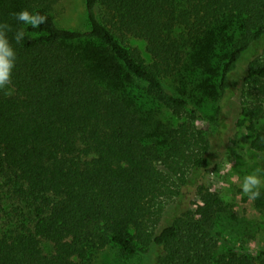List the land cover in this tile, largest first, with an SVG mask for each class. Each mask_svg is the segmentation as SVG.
<instances>
[{
    "label": "trees",
    "instance_id": "trees-1",
    "mask_svg": "<svg viewBox=\"0 0 264 264\" xmlns=\"http://www.w3.org/2000/svg\"><path fill=\"white\" fill-rule=\"evenodd\" d=\"M61 1L0 0L17 54L0 91V264L155 248L154 264H264L263 247L229 242L231 206L207 179L238 132L264 153V0H85L87 32L58 26ZM24 9L46 22L20 24ZM252 205L264 235V192Z\"/></svg>",
    "mask_w": 264,
    "mask_h": 264
},
{
    "label": "rangeland",
    "instance_id": "rangeland-1",
    "mask_svg": "<svg viewBox=\"0 0 264 264\" xmlns=\"http://www.w3.org/2000/svg\"><path fill=\"white\" fill-rule=\"evenodd\" d=\"M54 14L58 26L62 28L80 32H87L90 29L85 0H62L56 6ZM133 43L141 51L142 55L147 60H150L145 43L142 41H133ZM239 101L240 99L237 95L225 100V121L228 123L234 122V118L239 112ZM206 111L210 113L208 108ZM153 113L163 116L160 118L173 124H177L180 121L171 110L164 109L162 111L155 109ZM158 116H154L155 119L159 118ZM259 128L264 131V118L260 120ZM211 160L214 170L208 175L207 179L221 191L222 197L231 206L222 216L227 239L233 246L243 245L247 250L258 247L264 248V235L260 230L258 231L256 226L259 220L258 213L253 208L252 200L243 195L240 188L243 176L247 172L256 167H264V153L254 151L250 146V140L247 135L243 132H238L234 143L227 141L216 147ZM156 251L157 249L155 248L147 258L132 257L126 260V263H124V260L118 262L113 258V254L106 252L104 253L105 255L97 259L96 264H154Z\"/></svg>",
    "mask_w": 264,
    "mask_h": 264
},
{
    "label": "clouds",
    "instance_id": "clouds-1",
    "mask_svg": "<svg viewBox=\"0 0 264 264\" xmlns=\"http://www.w3.org/2000/svg\"><path fill=\"white\" fill-rule=\"evenodd\" d=\"M16 21L22 25L38 28L46 22L47 17L39 12L30 13L27 9L13 13ZM9 25L0 23V91L5 95L11 96L14 89L11 88L12 75L16 67L17 54L15 48L9 42L7 32ZM25 38V31L18 30L14 39L17 43ZM241 192L247 196L249 200L255 201L259 199L264 192V167H256L243 176L240 185Z\"/></svg>",
    "mask_w": 264,
    "mask_h": 264
}]
</instances>
